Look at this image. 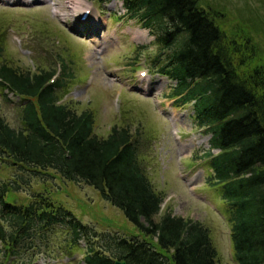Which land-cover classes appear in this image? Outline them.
<instances>
[{"label":"trees","instance_id":"obj_1","mask_svg":"<svg viewBox=\"0 0 264 264\" xmlns=\"http://www.w3.org/2000/svg\"><path fill=\"white\" fill-rule=\"evenodd\" d=\"M121 1L127 15L154 34L158 52L150 63L175 80L170 95L178 105L193 101L198 126L211 135L209 179L227 204L235 264H264V65L250 38L229 36L217 23L221 14L203 0ZM62 66L51 81L56 69L14 67L0 47V86L21 104L18 128L0 113V161L19 172L91 185L140 234H101L40 192L14 203L9 193L27 183L18 174L0 184V264L8 256L15 258L9 264H30L23 251H36V235L58 225L68 227L75 243L85 238V264H217L207 226L161 209L162 194L141 161L140 130L113 125L100 137L89 109L59 103L65 77L72 78Z\"/></svg>","mask_w":264,"mask_h":264},{"label":"rangeland","instance_id":"obj_2","mask_svg":"<svg viewBox=\"0 0 264 264\" xmlns=\"http://www.w3.org/2000/svg\"><path fill=\"white\" fill-rule=\"evenodd\" d=\"M203 6L221 14L217 23L229 36L249 37L257 61L264 65V0H203ZM124 12L121 0H0L2 58L23 70H59L64 62L72 78L65 77L59 103L76 112L89 109L97 136L105 137L113 125L140 130L141 161L162 194L161 209L203 223L217 251V264H235L227 204L209 179L205 152L210 134L198 126L193 101L178 105L170 95L175 80L154 71L150 62L158 47L152 32ZM20 105L18 97L0 86V113L15 128L20 125ZM6 163L0 161V184L18 174L27 182L9 193L14 203L25 204L32 192H40L101 234H140L94 187L57 174L19 172ZM44 233L36 235V251H23L32 257L30 264H85V238L75 243L64 225ZM8 258L6 264L15 260Z\"/></svg>","mask_w":264,"mask_h":264},{"label":"water","instance_id":"obj_3","mask_svg":"<svg viewBox=\"0 0 264 264\" xmlns=\"http://www.w3.org/2000/svg\"><path fill=\"white\" fill-rule=\"evenodd\" d=\"M114 264H125V262H124V261L116 260V261L114 262Z\"/></svg>","mask_w":264,"mask_h":264},{"label":"bare ground","instance_id":"obj_4","mask_svg":"<svg viewBox=\"0 0 264 264\" xmlns=\"http://www.w3.org/2000/svg\"><path fill=\"white\" fill-rule=\"evenodd\" d=\"M77 2H79V0H77ZM75 4V3H74ZM86 29H88V28H86ZM175 115V114H174Z\"/></svg>","mask_w":264,"mask_h":264}]
</instances>
